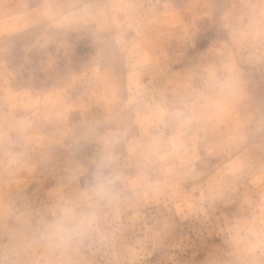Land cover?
I'll return each instance as SVG.
<instances>
[{
    "label": "clouds",
    "instance_id": "obj_1",
    "mask_svg": "<svg viewBox=\"0 0 264 264\" xmlns=\"http://www.w3.org/2000/svg\"><path fill=\"white\" fill-rule=\"evenodd\" d=\"M0 264H264V0H0Z\"/></svg>",
    "mask_w": 264,
    "mask_h": 264
}]
</instances>
